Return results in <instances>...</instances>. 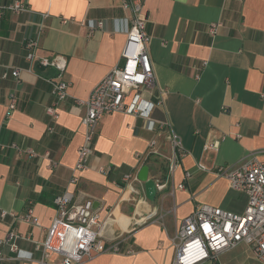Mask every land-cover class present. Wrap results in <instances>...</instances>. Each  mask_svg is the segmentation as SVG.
<instances>
[{
  "label": "crops",
  "instance_id": "obj_1",
  "mask_svg": "<svg viewBox=\"0 0 264 264\" xmlns=\"http://www.w3.org/2000/svg\"><path fill=\"white\" fill-rule=\"evenodd\" d=\"M23 1L26 11L0 16V264H41L35 246L56 214L53 198L65 189L77 200L93 198L106 221L104 242H119L118 251L78 264H172L180 221L198 203L244 210L246 194L218 171L251 154L264 160V0H143L153 85L130 90L126 111L101 118L75 184L70 179L85 131L81 102L122 61L130 12L123 0ZM31 37L39 55L67 59L64 100L56 101L45 80L56 70L25 59ZM17 67V79L1 76ZM53 104L56 120L46 112ZM168 129L186 150L173 171L165 157L149 153L155 140L169 154ZM215 141L216 148L205 147ZM144 164L148 178L165 183L152 201L143 182L133 181V192L123 180L128 172L137 177ZM29 209L36 224L24 219ZM43 264H62V256L50 253ZM197 264L264 262L241 242Z\"/></svg>",
  "mask_w": 264,
  "mask_h": 264
},
{
  "label": "built area",
  "instance_id": "obj_2",
  "mask_svg": "<svg viewBox=\"0 0 264 264\" xmlns=\"http://www.w3.org/2000/svg\"><path fill=\"white\" fill-rule=\"evenodd\" d=\"M142 5L143 0L122 1L123 8L130 12L126 41L120 54L122 61L112 67L91 88L88 97L81 102L84 106L81 122L85 131L83 142L78 147L74 173L70 179L72 184L78 180L76 173L86 168L88 157L92 152V141L101 118L111 112L126 111L125 97L130 90L153 85L152 62L147 49L148 36L145 20L142 17ZM27 9L28 6L23 0H6L0 6V16L5 11L19 13ZM215 28L216 24L211 23L208 27L209 32L213 33ZM24 47L25 59L30 66L37 64L56 70L54 77H46L45 80L50 83L51 93L56 101L64 100L70 85L63 79L67 65L65 56L39 55L38 40L35 37L26 39ZM27 70L31 71V68ZM9 74L17 79L21 69L17 67L4 70L1 76L5 78ZM9 107L13 108V101ZM130 111L134 114L139 112L137 108ZM46 112L54 120L57 119L58 111L55 104L47 106ZM160 126L169 128L166 123H161ZM48 129L52 130L51 127ZM168 130L169 154L165 155L158 150L155 147V140L149 143V153L165 157L168 160L169 171H173L179 165L181 158L185 156L186 150L181 144L180 137L171 129ZM217 145L218 142L215 141L206 144L205 147L216 148ZM11 146L21 151L14 144ZM26 153L30 156L35 155L31 149L26 150ZM218 172L227 179L231 188L246 194L245 208L237 213L219 206L198 203L194 210L180 221L176 234L178 242L175 245L172 264H197L241 242L248 244L255 257L264 262V160H259L251 154L239 164L219 168ZM187 175L188 172L185 173V176ZM123 180L131 191H136L133 188V181L137 180V177L133 173H125ZM155 186L156 191H161L165 183L156 181ZM182 186L178 184L179 188ZM53 204L56 214L51 218L46 229L45 239L35 246L41 251V264L46 262L50 253L62 256V264H78L85 256L91 254L118 251L119 242L115 238L108 244L104 242L106 221L101 220L93 198L77 200L71 190L65 189L53 198ZM24 219L37 223L30 209ZM10 249L15 251L16 246L11 243Z\"/></svg>",
  "mask_w": 264,
  "mask_h": 264
},
{
  "label": "water",
  "instance_id": "obj_3",
  "mask_svg": "<svg viewBox=\"0 0 264 264\" xmlns=\"http://www.w3.org/2000/svg\"><path fill=\"white\" fill-rule=\"evenodd\" d=\"M148 166L146 164L142 165L137 173V179L144 183L145 197L152 201L156 195V186L153 179L148 178ZM95 206V202H94Z\"/></svg>",
  "mask_w": 264,
  "mask_h": 264
},
{
  "label": "bare ground",
  "instance_id": "obj_4",
  "mask_svg": "<svg viewBox=\"0 0 264 264\" xmlns=\"http://www.w3.org/2000/svg\"><path fill=\"white\" fill-rule=\"evenodd\" d=\"M192 239V238H191ZM191 239H189V240H191Z\"/></svg>",
  "mask_w": 264,
  "mask_h": 264
}]
</instances>
